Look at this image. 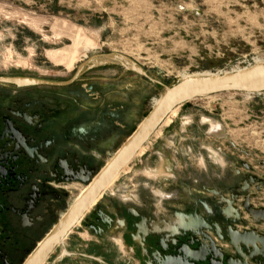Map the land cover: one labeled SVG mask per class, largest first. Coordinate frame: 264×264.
<instances>
[{"label": "rangeland", "instance_id": "rangeland-1", "mask_svg": "<svg viewBox=\"0 0 264 264\" xmlns=\"http://www.w3.org/2000/svg\"><path fill=\"white\" fill-rule=\"evenodd\" d=\"M101 53L122 55L138 70L95 65L75 87L26 89L47 107L64 109L69 134L84 139L80 154L97 160L98 171L165 86L185 74L264 62V0H0V75L68 80ZM211 122L223 126L224 135L211 133ZM146 146L107 189L99 203L104 212L128 207L159 219L162 206L218 210L239 192L235 205L248 218L242 202L250 190L256 194L251 203L264 206V186L241 190L249 175H264V93L227 92L185 103ZM165 156L176 161L182 178L158 174ZM76 186L70 205L85 185ZM174 189L180 199L162 196Z\"/></svg>", "mask_w": 264, "mask_h": 264}, {"label": "flooded vegetation", "instance_id": "flooded-vegetation-1", "mask_svg": "<svg viewBox=\"0 0 264 264\" xmlns=\"http://www.w3.org/2000/svg\"><path fill=\"white\" fill-rule=\"evenodd\" d=\"M79 81L80 77L66 86L32 87H75ZM32 87L0 84V264H23L69 208L71 189L85 185L84 180L99 169L97 160L80 154L85 141L69 134L71 120L66 119L64 109L47 107L26 90ZM212 123L210 131L217 133L212 132ZM71 142L77 143L73 144L75 149H70ZM162 196L181 198L177 192ZM122 208L127 217L140 218L138 211ZM99 210L102 208L92 210L75 229L88 231L102 243L120 249L130 259L127 264H208L190 258L188 254L195 252L196 245L187 237H161L150 222H118L114 214L117 208L107 209L115 220L102 222ZM89 245L99 255L103 253L96 242Z\"/></svg>", "mask_w": 264, "mask_h": 264}, {"label": "water", "instance_id": "water-1", "mask_svg": "<svg viewBox=\"0 0 264 264\" xmlns=\"http://www.w3.org/2000/svg\"><path fill=\"white\" fill-rule=\"evenodd\" d=\"M115 62L128 69L138 70L131 60L122 55L101 53L92 55L83 61L73 76L65 81L29 75H0V84L22 88L66 86L79 79L87 67ZM227 92L264 93V62H255L237 70L192 75L173 85L165 86L159 102L142 119L110 160L92 178L84 180L85 189L74 199L23 264H45L47 262L55 249L63 244L85 217L92 210L99 208L101 205L99 203L109 185L135 159L140 149L150 141L176 108L194 99ZM244 166L251 167L245 163ZM253 186L255 190H261L264 186V175L260 178L256 175H249L248 179L243 181L241 190H250ZM239 195V192H235L230 198H225L227 206L220 207L218 210H212L209 205L205 204L200 210L197 208L188 211L175 209L167 214H160L159 219H156L155 215L152 218L144 214H140L139 219H132L125 215L122 207L117 208L114 214L118 222H130L131 220V222L154 223L157 232H152L161 237H187L192 245H196L195 252L188 254L196 263L207 261L208 264H264V230L259 228L264 224V206H255L251 203L256 194L250 190L242 202V207L248 215V218H244L239 206L235 205ZM99 212L104 216L102 222L115 220V217L109 213L103 210ZM143 234L146 235L147 230L143 231ZM136 235L139 234L136 233ZM219 241L225 242L227 246L219 244ZM183 253L185 254V251ZM200 255H204V258H200ZM178 264L189 263L185 261Z\"/></svg>", "mask_w": 264, "mask_h": 264}, {"label": "crops", "instance_id": "crops-1", "mask_svg": "<svg viewBox=\"0 0 264 264\" xmlns=\"http://www.w3.org/2000/svg\"><path fill=\"white\" fill-rule=\"evenodd\" d=\"M164 158L163 170L158 174L160 176L163 175L165 179H177L178 176L182 178L181 174L177 171L176 161L168 159L166 156ZM166 174H168V176ZM164 185L166 184L164 183ZM174 192L178 193V190L176 191L174 189ZM109 210L114 211V208ZM170 210L171 209L162 206V210H159L158 214H167ZM259 228L260 230H264V224L259 226ZM116 235H119V233ZM91 242L99 244L103 253L99 255L96 248L89 245ZM53 255L54 258L52 260H47L45 264H127L130 260L126 256V258H124L120 249L112 247L107 243H102L99 238L93 236L88 231H81L78 229L72 231L65 239L64 244L61 245Z\"/></svg>", "mask_w": 264, "mask_h": 264}, {"label": "bare ground", "instance_id": "bare-ground-1", "mask_svg": "<svg viewBox=\"0 0 264 264\" xmlns=\"http://www.w3.org/2000/svg\"><path fill=\"white\" fill-rule=\"evenodd\" d=\"M260 62H262L261 60H258L256 63H260ZM237 69H239V68H236V69H232V70H237ZM211 73H213V72H209V71H205V72H200V73H195V74H185L184 75V78H187V77H189V76H192V75H198V74H211ZM182 80V79H181ZM248 95H249V93H247ZM159 102V98L158 99H156L155 100V105L157 104ZM176 112H177V108L167 117V121H169L170 119H171V117L173 116V115H175L176 114ZM165 120V121H166ZM214 129L213 130H215L216 132H218V133H215V134H219L220 136H221V134H223L224 133V128H223V126H220V125H215L214 127H213ZM147 145V144H146ZM144 146V147H142L141 149H140V151H139V155L140 154H143L144 152H145V150H146V148H147V146ZM138 154H137V156H138ZM136 156V157H137ZM135 157V158H136ZM128 166V165H127ZM126 166V167H127ZM125 167V168H126ZM124 168V169H125ZM123 169V170H124ZM122 173V172H121ZM120 175H118L117 177H116V179H118V177H119ZM116 179L109 185V188H111L112 186H113V184L115 183V181H116ZM190 250V249H189ZM180 259V258H179ZM180 261V260H179ZM172 264V263H171ZM174 264V263H173Z\"/></svg>", "mask_w": 264, "mask_h": 264}, {"label": "built area", "instance_id": "built-area-1", "mask_svg": "<svg viewBox=\"0 0 264 264\" xmlns=\"http://www.w3.org/2000/svg\"><path fill=\"white\" fill-rule=\"evenodd\" d=\"M262 94V93H261ZM251 95V94H250Z\"/></svg>", "mask_w": 264, "mask_h": 264}]
</instances>
